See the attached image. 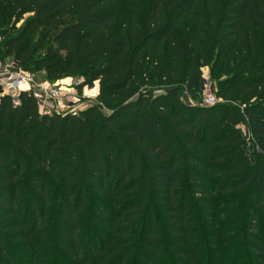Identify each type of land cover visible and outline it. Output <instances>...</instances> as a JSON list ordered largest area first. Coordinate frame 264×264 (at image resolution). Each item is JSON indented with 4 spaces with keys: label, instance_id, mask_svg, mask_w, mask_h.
<instances>
[{
    "label": "trees",
    "instance_id": "trees-1",
    "mask_svg": "<svg viewBox=\"0 0 264 264\" xmlns=\"http://www.w3.org/2000/svg\"><path fill=\"white\" fill-rule=\"evenodd\" d=\"M11 58L100 91L0 96V264H264V0H0Z\"/></svg>",
    "mask_w": 264,
    "mask_h": 264
},
{
    "label": "built area",
    "instance_id": "built-area-1",
    "mask_svg": "<svg viewBox=\"0 0 264 264\" xmlns=\"http://www.w3.org/2000/svg\"><path fill=\"white\" fill-rule=\"evenodd\" d=\"M5 78L2 80L1 95H11L18 103V97L21 92H33L35 98L38 101L39 109L42 114H56L60 116H66L71 114L78 116L82 110L85 109V104L93 103L99 94L89 95L86 92L84 95H77L75 93H69L65 91L64 87L60 85H51L50 83L38 82L37 78L25 71L14 70L12 68H5ZM98 81L94 83L92 88L88 86L86 89H95ZM206 81L202 84L205 87ZM203 89V88H202ZM204 90V89H203ZM220 99L217 98L216 92L213 86L208 87L207 92L201 102L204 107H212L219 103Z\"/></svg>",
    "mask_w": 264,
    "mask_h": 264
},
{
    "label": "rangeland",
    "instance_id": "rangeland-1",
    "mask_svg": "<svg viewBox=\"0 0 264 264\" xmlns=\"http://www.w3.org/2000/svg\"><path fill=\"white\" fill-rule=\"evenodd\" d=\"M7 67L8 68H12L14 70H19V63L16 62L12 58L6 60V62H0V86H2V80L5 78L4 71H5V68H7ZM34 76L37 78L38 82L50 83L51 85H59L60 84L61 87L65 88L66 92H69V93L73 92V93H75L77 95H84V93L86 92L87 94L93 96V95L99 94V91H100V83H97V87L95 89H92V90L86 89L85 87H87V86H85L83 88V90H82V93H80V90L78 89V86L81 85L84 82L82 79H74V78L72 79V78H70V79H68L65 82L60 81V82H56V83H51L48 80H46L45 76L43 74H41V73L34 74ZM203 81H206V83H204L205 87L202 84V88L204 90L201 89V93H200V96H199V102L200 103L202 102V100L204 98V95H205V93L208 90V87H211V86H213V88L215 87V83L211 80L210 73H209L208 69H204V79H203ZM93 86H94V84H93ZM220 102H222L221 99H220L219 103ZM85 106H86L85 107V109H86L87 106H89V104H85Z\"/></svg>",
    "mask_w": 264,
    "mask_h": 264
},
{
    "label": "crops",
    "instance_id": "crops-1",
    "mask_svg": "<svg viewBox=\"0 0 264 264\" xmlns=\"http://www.w3.org/2000/svg\"><path fill=\"white\" fill-rule=\"evenodd\" d=\"M70 79V78H69ZM68 79H64V80H62V82H65V81H67ZM60 85V84H59Z\"/></svg>",
    "mask_w": 264,
    "mask_h": 264
},
{
    "label": "water",
    "instance_id": "water-1",
    "mask_svg": "<svg viewBox=\"0 0 264 264\" xmlns=\"http://www.w3.org/2000/svg\"><path fill=\"white\" fill-rule=\"evenodd\" d=\"M0 92L2 93V90L0 89Z\"/></svg>",
    "mask_w": 264,
    "mask_h": 264
}]
</instances>
